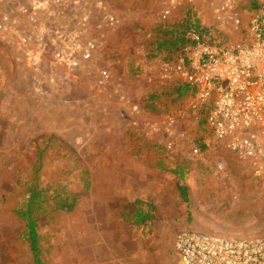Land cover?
I'll use <instances>...</instances> for the list:
<instances>
[{"label": "rangeland", "instance_id": "1", "mask_svg": "<svg viewBox=\"0 0 264 264\" xmlns=\"http://www.w3.org/2000/svg\"><path fill=\"white\" fill-rule=\"evenodd\" d=\"M100 1L103 9L96 0L66 9L74 17L89 12L85 33L100 47L72 73L55 69L54 81L46 57L31 67L14 43L0 42V264H33L12 209L44 146L39 183L60 182V193L77 195L73 210L39 221L45 264H177L179 230L264 234V179L192 116L189 93L177 96L160 78L166 50H157L170 39L163 31L181 28L185 17L206 38L239 43L259 0H231L229 8L224 0H182L169 11L167 0ZM104 12L115 15V26ZM168 115H176L172 136L164 130ZM140 203L151 204L155 218L128 222Z\"/></svg>", "mask_w": 264, "mask_h": 264}, {"label": "built area", "instance_id": "2", "mask_svg": "<svg viewBox=\"0 0 264 264\" xmlns=\"http://www.w3.org/2000/svg\"><path fill=\"white\" fill-rule=\"evenodd\" d=\"M80 0H0V42L16 45L31 67L44 57L52 70L72 73L88 63L100 42L86 35L89 12L68 16L66 9ZM182 0H167L168 11ZM224 0L221 7H230ZM95 5L103 9L102 1ZM108 26L117 19L104 12ZM188 42L159 60L160 78L187 85V109L202 119L212 137L247 162L264 179V0L254 6L244 39L224 45L206 38L195 25L186 31ZM103 72V71H102ZM176 115L166 116L165 132ZM186 131H178L184 137ZM173 249L177 264H264V234L226 237L182 229Z\"/></svg>", "mask_w": 264, "mask_h": 264}, {"label": "trees", "instance_id": "3", "mask_svg": "<svg viewBox=\"0 0 264 264\" xmlns=\"http://www.w3.org/2000/svg\"><path fill=\"white\" fill-rule=\"evenodd\" d=\"M197 26L196 23H191L187 17L181 19L180 26L181 28L174 27L171 30L163 31L167 37L170 39L162 38L161 41L157 43L158 52L160 49H165V54H162V58L165 59L167 55L171 54L175 49L184 43L188 42V38L186 36V31L191 26ZM171 33L172 35L170 36ZM168 82V81H166ZM169 86H173V90L177 96L184 95L188 92V86L177 84L173 82H168ZM0 93V98H1ZM54 136L49 135L44 138L42 142L44 145L46 142L50 141ZM44 148H38L37 151V164L32 167L33 170V178L28 179L24 186V194L21 199V203L13 208L12 211L15 212L17 217L21 221L24 222V231L23 237L25 241L28 243L31 258L33 264H45L42 259L43 248L40 244V234L38 232L39 221L43 215H53L57 216L59 211H71L76 205L77 195L68 194V193H60L59 190L61 188V183L59 182L56 187L51 188V186L47 184H40L39 179V171L41 169V159L43 158V153L45 152ZM83 173H87L86 169L82 170ZM180 176H182L181 171ZM84 184H87V181L84 180ZM178 190L180 195L183 196V199L187 201V189L183 185H178ZM139 203V201H136ZM48 208V212H44L45 209ZM152 208L151 204H148V208L144 209L140 203L131 213L126 215V220L133 224H146L147 222L153 220L155 215L150 210Z\"/></svg>", "mask_w": 264, "mask_h": 264}, {"label": "crops", "instance_id": "4", "mask_svg": "<svg viewBox=\"0 0 264 264\" xmlns=\"http://www.w3.org/2000/svg\"><path fill=\"white\" fill-rule=\"evenodd\" d=\"M218 143H220V142H218ZM220 144H222V143H220ZM223 145V144H222ZM228 152H230L229 150H228ZM232 153V152H231ZM234 154V153H233Z\"/></svg>", "mask_w": 264, "mask_h": 264}]
</instances>
